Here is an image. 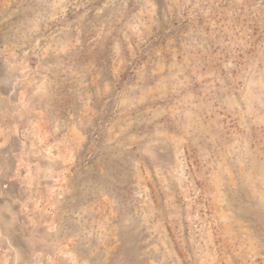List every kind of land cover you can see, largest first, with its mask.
<instances>
[{
	"label": "rangeland",
	"instance_id": "obj_1",
	"mask_svg": "<svg viewBox=\"0 0 264 264\" xmlns=\"http://www.w3.org/2000/svg\"><path fill=\"white\" fill-rule=\"evenodd\" d=\"M0 264H264V0H0Z\"/></svg>",
	"mask_w": 264,
	"mask_h": 264
}]
</instances>
